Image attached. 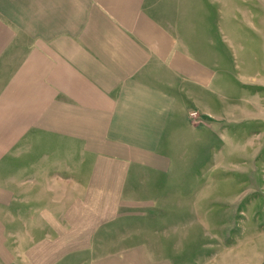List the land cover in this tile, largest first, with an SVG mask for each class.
<instances>
[{"label": "crops", "instance_id": "0c3cea01", "mask_svg": "<svg viewBox=\"0 0 264 264\" xmlns=\"http://www.w3.org/2000/svg\"><path fill=\"white\" fill-rule=\"evenodd\" d=\"M197 3L0 0V264H208L168 184L239 81Z\"/></svg>", "mask_w": 264, "mask_h": 264}, {"label": "rangeland", "instance_id": "374dc122", "mask_svg": "<svg viewBox=\"0 0 264 264\" xmlns=\"http://www.w3.org/2000/svg\"><path fill=\"white\" fill-rule=\"evenodd\" d=\"M169 1L178 13L199 12V0ZM207 10L223 26L210 40H219L225 69L239 83L229 87L233 101L223 99L218 139L191 152L186 181L177 176L168 184L173 198L193 209L177 237L196 239L192 248L208 264H264V0H207ZM228 103L233 117L224 115Z\"/></svg>", "mask_w": 264, "mask_h": 264}, {"label": "built area", "instance_id": "2783aa9c", "mask_svg": "<svg viewBox=\"0 0 264 264\" xmlns=\"http://www.w3.org/2000/svg\"><path fill=\"white\" fill-rule=\"evenodd\" d=\"M191 115H192V116H196V113H195V112H192Z\"/></svg>", "mask_w": 264, "mask_h": 264}]
</instances>
